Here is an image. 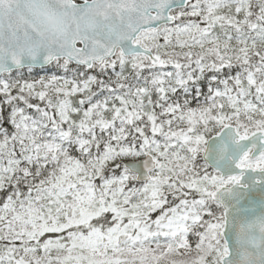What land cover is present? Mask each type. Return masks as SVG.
<instances>
[{
    "label": "snow or ice",
    "instance_id": "1",
    "mask_svg": "<svg viewBox=\"0 0 264 264\" xmlns=\"http://www.w3.org/2000/svg\"><path fill=\"white\" fill-rule=\"evenodd\" d=\"M0 264H264V0H0Z\"/></svg>",
    "mask_w": 264,
    "mask_h": 264
}]
</instances>
